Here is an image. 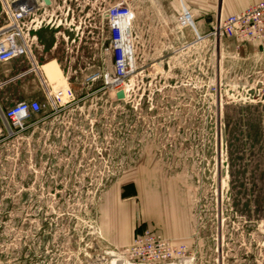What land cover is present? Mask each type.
Listing matches in <instances>:
<instances>
[{
    "label": "rangeland",
    "instance_id": "1",
    "mask_svg": "<svg viewBox=\"0 0 264 264\" xmlns=\"http://www.w3.org/2000/svg\"><path fill=\"white\" fill-rule=\"evenodd\" d=\"M48 16L37 44L39 65L57 69L53 102L22 131L0 114V264H148L126 250L158 234L165 192L183 194L188 227L160 234L174 249L166 264H264V104L218 86L212 44L186 50L175 21L139 24L127 99L114 101L90 80L110 67L94 0H53Z\"/></svg>",
    "mask_w": 264,
    "mask_h": 264
},
{
    "label": "built area",
    "instance_id": "2",
    "mask_svg": "<svg viewBox=\"0 0 264 264\" xmlns=\"http://www.w3.org/2000/svg\"><path fill=\"white\" fill-rule=\"evenodd\" d=\"M50 1L51 5L46 7L42 0H0V63L26 62L28 72L40 77L45 94L44 104L37 100L17 101L1 111V118L10 130H24L31 118L53 102V96L41 76V57L37 53L38 32L52 24L48 16V10L53 6V0ZM94 8L97 15V27L94 25V28L98 31L95 44L110 67L105 73L91 75L90 80L101 79L103 85L112 90L114 101H124L127 99L125 81L136 69L138 37L134 26L135 14L128 0H94ZM176 23L179 31L193 25L185 12L176 19ZM91 33L87 32L88 35ZM202 42H210L214 48L219 69L218 86L223 85L227 92L235 93L242 105L264 104V0L219 20L207 35H196L186 50ZM251 44L257 49L243 53ZM224 61L232 65L223 72L221 80L219 74H222ZM119 91H123L122 100L116 99ZM226 91L225 96L228 97ZM59 96L61 92H58ZM126 252L136 254L148 264H166L171 261L174 249L159 234L143 230Z\"/></svg>",
    "mask_w": 264,
    "mask_h": 264
},
{
    "label": "crops",
    "instance_id": "3",
    "mask_svg": "<svg viewBox=\"0 0 264 264\" xmlns=\"http://www.w3.org/2000/svg\"><path fill=\"white\" fill-rule=\"evenodd\" d=\"M260 1L263 0H128L135 14L136 21L134 26L136 28L138 41L142 38L139 24L146 26L147 23L153 20H171L176 22V19L184 12L189 14L193 25L183 29L180 35L185 36V32H188L191 34L193 40L196 35H207L210 28L219 20L236 15ZM144 6L145 8L146 6L148 8L149 6L151 8L153 6L157 8L161 14L163 13V15L155 16V14L149 10L145 13V11H142ZM256 49L257 47L254 44H251L243 53L255 51ZM37 53L41 57L40 61L47 55L43 51L40 52V50H37ZM94 63H96L95 59H93V65ZM28 69L29 65L26 62L23 64L19 60L0 63V114L1 111L6 110L13 105L12 103L17 101L37 100L42 102L45 100L40 77L35 73L28 72ZM41 76L46 81L43 74H41ZM7 91L12 92V96L8 97ZM149 195L152 199V195L155 194L149 193ZM158 195L163 198L162 200L158 197V201H161L158 208L161 209V206L163 205V209L159 210V214L164 215V217L158 221V234L167 238L185 236L188 232L186 218L187 209L184 203V205H179L178 210L177 203V195L183 194L165 192L163 195L160 193ZM182 198L184 199V197ZM183 199L182 201L185 200ZM149 205H151L150 201ZM171 216L173 218H171Z\"/></svg>",
    "mask_w": 264,
    "mask_h": 264
},
{
    "label": "bare ground",
    "instance_id": "4",
    "mask_svg": "<svg viewBox=\"0 0 264 264\" xmlns=\"http://www.w3.org/2000/svg\"><path fill=\"white\" fill-rule=\"evenodd\" d=\"M54 64L53 63H46V64H43L40 68L41 70V74H43V76L45 77L46 79V82H51L50 81V75L52 73L56 74V71L57 69H54ZM109 79V78H108ZM53 83V82H52ZM125 90H126V93L128 92V87L126 85L125 87Z\"/></svg>",
    "mask_w": 264,
    "mask_h": 264
},
{
    "label": "water",
    "instance_id": "5",
    "mask_svg": "<svg viewBox=\"0 0 264 264\" xmlns=\"http://www.w3.org/2000/svg\"><path fill=\"white\" fill-rule=\"evenodd\" d=\"M44 5L46 7H49L51 5V1L50 0H42ZM124 98V94H123V91H119L117 94H116V99L118 100H122Z\"/></svg>",
    "mask_w": 264,
    "mask_h": 264
}]
</instances>
